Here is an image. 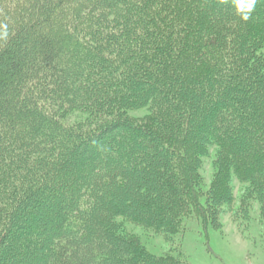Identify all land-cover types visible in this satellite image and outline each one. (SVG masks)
<instances>
[{
  "label": "trees",
  "instance_id": "obj_1",
  "mask_svg": "<svg viewBox=\"0 0 264 264\" xmlns=\"http://www.w3.org/2000/svg\"><path fill=\"white\" fill-rule=\"evenodd\" d=\"M246 14L0 0V264H190L187 221L264 224V0Z\"/></svg>",
  "mask_w": 264,
  "mask_h": 264
},
{
  "label": "rangeland",
  "instance_id": "obj_2",
  "mask_svg": "<svg viewBox=\"0 0 264 264\" xmlns=\"http://www.w3.org/2000/svg\"><path fill=\"white\" fill-rule=\"evenodd\" d=\"M145 110L133 111L131 116L143 119ZM213 164L209 159L205 164V177L210 184ZM238 194V191H237ZM223 228L216 229L212 224L205 226L202 221L189 220L187 231L173 247L180 248L190 264H264V224L257 214L252 219L234 223L230 215L222 219ZM246 224H249L247 227ZM150 252L163 255L171 248L164 235H147L141 227L133 229Z\"/></svg>",
  "mask_w": 264,
  "mask_h": 264
},
{
  "label": "clouds",
  "instance_id": "obj_3",
  "mask_svg": "<svg viewBox=\"0 0 264 264\" xmlns=\"http://www.w3.org/2000/svg\"><path fill=\"white\" fill-rule=\"evenodd\" d=\"M257 0H247L245 3H241V0H237V7L238 9L242 8L244 11H246V15L243 16L244 20H248L250 17V13L255 7ZM0 29H3L2 32H0V38H7L8 37V31H7V25H0Z\"/></svg>",
  "mask_w": 264,
  "mask_h": 264
}]
</instances>
